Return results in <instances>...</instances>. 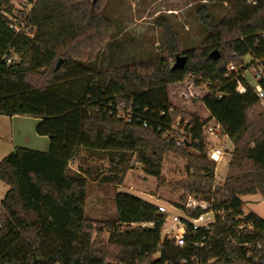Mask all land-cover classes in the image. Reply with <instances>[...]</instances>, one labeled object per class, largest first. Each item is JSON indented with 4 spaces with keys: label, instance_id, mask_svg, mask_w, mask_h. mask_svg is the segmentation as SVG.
<instances>
[{
    "label": "trees",
    "instance_id": "trees-1",
    "mask_svg": "<svg viewBox=\"0 0 264 264\" xmlns=\"http://www.w3.org/2000/svg\"><path fill=\"white\" fill-rule=\"evenodd\" d=\"M106 2L38 0L27 20L28 36L10 29L3 16L12 10L10 0H0V115L40 120L36 134L49 140L47 153L16 148L0 162V181L9 188L0 208V264H264V219L245 216L240 200L264 197V109L245 82L225 84L223 99L206 95L201 100L210 115L206 121L183 115L194 126L198 145L177 147L163 138L176 117L170 114L176 110L170 87L192 77L224 81L230 65L241 72L247 62L264 58V0H256V6L235 0L216 26L200 7L197 15L208 37L204 48L187 52L170 24L159 18L161 59L96 72L87 65L98 61L113 34L103 13ZM178 56L186 58L182 70L172 66ZM121 103L131 108V122L116 118ZM210 119L225 128L235 146L223 187L215 190L216 165L202 136ZM83 149L130 153L160 187L212 202L226 218H219L210 233L201 230L195 236L187 225L186 245L165 241L154 259L165 217L157 206L118 193L105 243L104 230L94 229L86 218L90 173L71 168ZM168 156L187 163L186 179L173 185L161 180ZM117 174L122 185L127 172ZM186 200L180 198L183 204ZM186 213L196 218L202 211ZM245 225L253 231L239 230ZM247 243L250 249L240 247Z\"/></svg>",
    "mask_w": 264,
    "mask_h": 264
},
{
    "label": "rangeland",
    "instance_id": "rangeland-1",
    "mask_svg": "<svg viewBox=\"0 0 264 264\" xmlns=\"http://www.w3.org/2000/svg\"><path fill=\"white\" fill-rule=\"evenodd\" d=\"M235 0H107L103 13L113 25L110 41L99 52L98 61L87 67L96 72H109L121 67L155 61L163 57V32L156 26L159 18L165 19L179 37L181 51L187 52L204 48L208 32L201 24L197 10L205 7L216 26L231 11ZM17 59V58H16ZM250 76V75H249ZM251 78V76H250ZM184 85L170 87V98L176 107L175 119L183 115H196L206 121L210 115L201 103L207 95L203 87L190 89L192 79ZM260 108L264 109L263 105ZM178 114V115H177ZM36 122L31 119L0 116V162L16 148H40L36 134ZM207 153L217 145L233 153L235 146L229 139L217 140L206 137ZM231 158L215 166L214 187H223L229 171ZM186 161L168 156L164 163L161 180L165 184H175L186 179ZM74 170H87L91 180L86 201V218L94 229L104 230L103 241L109 240L106 224L116 215L115 197L118 193L130 194L155 206L184 205L180 198L185 192H174L172 188L160 187L156 178L147 175L137 158L130 153L102 152L83 149L81 155L71 164ZM126 171L123 180L118 172ZM9 188L0 181V208ZM192 197L195 195L189 194ZM200 198V197H198ZM203 199V198H201ZM244 215L255 214L264 219V197L260 195L240 197ZM187 201V200H186ZM179 215V213H173ZM227 214H223L226 218ZM135 227V226H132ZM169 225L164 227L163 233ZM96 233L93 239H96Z\"/></svg>",
    "mask_w": 264,
    "mask_h": 264
},
{
    "label": "built area",
    "instance_id": "built-area-1",
    "mask_svg": "<svg viewBox=\"0 0 264 264\" xmlns=\"http://www.w3.org/2000/svg\"><path fill=\"white\" fill-rule=\"evenodd\" d=\"M37 1L38 0H10L9 6H12V10L10 13L4 12L3 16L8 20L10 29L16 34L24 33L28 36H32L26 28V24ZM247 2L252 6H256V0H247ZM258 44L259 42H257V45ZM172 66H174V63ZM244 68L245 69H243V71L239 72L238 68L232 64L229 66L227 73L224 76V81L218 80L214 83H205L201 79L197 80L195 77H192V82L189 84L190 89L203 87V89L205 88L207 91V95L213 94L217 99H223L225 97V93L222 91V89L224 88L225 84L241 79L245 82L247 88L253 92L259 104L264 106V58H256L253 61H249L246 63ZM186 83L187 81L178 85H184ZM126 108L127 104L121 103L117 108L116 118L123 119L126 122H131L132 110L130 107L128 110H126ZM170 114L174 116L175 111L172 110ZM143 127L148 129V123L144 122ZM202 134L203 137L208 136L214 137L217 140H230L225 128L222 125L217 124L213 119H210L203 126ZM163 138L174 141L177 147H190L194 144H199V141L194 137V126L189 121H185L181 118L174 120L170 129L163 134ZM232 154L233 153H231L229 149L223 150L220 148V146L218 147L217 145H213L211 146L208 153V158L213 161L215 165L219 166L224 158L232 159ZM216 187L217 186H215L213 190H215ZM157 209L158 214L164 216L166 219L164 227L169 225V229H167L165 233L162 231L161 244L157 248V254L155 255L154 259H159L161 251L163 250V243L165 241H168L175 247H184L186 245V235L188 231L187 225H190L193 236H195L201 230L210 233L212 227L219 221V218L224 220L223 214H225L224 211L216 210L212 202L201 199V197L198 198V196L192 197L189 194L187 195V201L184 205H170L168 208L165 206H157ZM186 210H200L202 211V214L196 218H190L188 217ZM173 213H179L180 216ZM143 227H151V225H143ZM244 229L250 233L253 231L251 225H245L239 228V230ZM195 246L203 247L204 245L202 243H198L195 244ZM240 247L250 249L252 244H241ZM257 248L260 249L261 244H258ZM251 257L252 254L248 253L247 259H250Z\"/></svg>",
    "mask_w": 264,
    "mask_h": 264
},
{
    "label": "crops",
    "instance_id": "crops-1",
    "mask_svg": "<svg viewBox=\"0 0 264 264\" xmlns=\"http://www.w3.org/2000/svg\"><path fill=\"white\" fill-rule=\"evenodd\" d=\"M0 116H2V115H0ZM8 118H11V120H16L18 118L31 119V120H34L36 122L37 126L40 123V120L35 119V118H31V117L14 116V117H8ZM39 140H42V142L40 143V148L39 147L38 148H31L30 150L42 152V153H47L49 151V140H48V138L39 136ZM75 171H77V170H75Z\"/></svg>",
    "mask_w": 264,
    "mask_h": 264
},
{
    "label": "water",
    "instance_id": "water-1",
    "mask_svg": "<svg viewBox=\"0 0 264 264\" xmlns=\"http://www.w3.org/2000/svg\"><path fill=\"white\" fill-rule=\"evenodd\" d=\"M219 58V55L217 56V59ZM62 63V60L59 61L57 67H59V65ZM186 65V58L182 57V56H178L176 58L175 64L173 69L175 70H182Z\"/></svg>",
    "mask_w": 264,
    "mask_h": 264
}]
</instances>
